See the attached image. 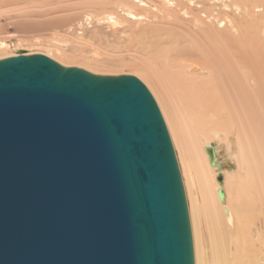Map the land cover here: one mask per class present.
<instances>
[{"label":"water","instance_id":"1","mask_svg":"<svg viewBox=\"0 0 264 264\" xmlns=\"http://www.w3.org/2000/svg\"><path fill=\"white\" fill-rule=\"evenodd\" d=\"M0 264H194L172 143L136 77L0 60Z\"/></svg>","mask_w":264,"mask_h":264},{"label":"rangeland","instance_id":"2","mask_svg":"<svg viewBox=\"0 0 264 264\" xmlns=\"http://www.w3.org/2000/svg\"><path fill=\"white\" fill-rule=\"evenodd\" d=\"M252 1L253 0H0V60L16 56L19 53L27 55L41 54L53 61L56 60L58 64L64 67H76L86 70L89 73H92L91 71H93L92 74L95 75H130L139 77V75H143V73H141V68H145L146 65L157 63L159 69H165L166 67L164 65H160V61H165L166 59L172 61L178 60L176 65H178L179 60L181 59H185L186 61V58L189 59L188 61H198L201 59V56L205 57L203 52L207 44L212 43L211 48L215 45L216 38L226 47L233 46L236 43V40H240L239 42L242 44L241 39L244 38L245 40L243 43L245 41L247 43L246 46L245 43L243 46L247 48L248 46L257 47L258 49V64H262V66L259 65V68L261 67L263 70L259 69L261 79L262 77L264 78V59H262L264 58V12L262 11L264 8V0H254L253 5L256 6L254 9H252ZM257 1L258 3H255ZM226 2H228V5ZM138 3L140 5H138ZM187 5L190 6L188 7ZM149 7L152 8L150 9ZM239 8L241 9L239 10ZM183 9L186 14L183 13ZM186 10L189 11L187 12ZM244 10H246V12ZM202 13L205 14L204 17L207 16V20H205L206 24L204 22L202 26L198 27L197 25L193 28L191 26H194L193 18H195L196 15L202 16ZM192 14L195 15L192 16ZM178 15L180 17L183 16V19ZM186 16L189 17L187 18ZM198 16L196 17L199 18ZM121 17L123 18L121 19ZM126 17L129 20H132L129 21ZM190 17L193 18L191 19ZM218 19L225 22V30H219L218 26L223 25L224 22L223 24L221 23L218 25ZM232 19L236 21L234 22ZM114 20L117 21L113 22ZM201 20L202 19H200V21ZM208 20L210 26H207ZM207 27H210V29H206ZM234 30L238 32L235 33L236 36L234 35ZM249 34L251 36H249ZM173 36L174 38H172ZM202 40H206L207 43ZM199 41H202V43ZM232 41H234L233 45L230 44ZM174 43L177 44L174 45ZM217 43L214 50L218 49L219 51L222 47H219V45L221 46L220 42ZM176 47L179 48V50L181 49L180 51H183L180 53L181 55H177L180 51H178ZM202 47L205 48L203 49ZM208 47L210 48L209 45L207 48ZM259 47L263 49V52H261L262 49L260 50ZM207 48L206 50H211V48ZM175 49L178 52H176ZM162 51L164 52L162 53ZM198 52L202 53L200 54ZM178 56H180V59H178ZM185 56L187 57L185 58ZM152 57L155 60H153ZM202 60L204 61V58H202L201 61ZM155 61L156 63H154ZM134 67L136 69L138 67V69L136 70ZM135 71L138 72L139 75ZM232 78L234 79V76ZM238 78L239 81H236ZM219 79L217 78L216 81L219 82L217 83V87H219L220 90L222 89V93H224L223 87L225 88V86L228 85L226 82L230 83L233 79L232 81H230L231 79L226 81L227 79L224 78L222 80L224 85H222L221 78ZM194 80L192 81L195 82V85L198 84V81L199 84L205 81L200 78ZM236 80H234L235 82L233 81L232 85L236 84L235 86H237V89L235 88V90L239 92L238 94L235 93V90L233 92L239 99L241 96L243 97L242 94L239 95L241 91L239 90V86H243V88L241 87L240 89L244 91L247 87V82L243 78L244 82L240 76L237 77ZM247 85L249 86V84ZM245 91L247 95L244 96H249L248 93H251L250 87H247ZM232 93L231 95L234 97L232 99L238 102V99L233 95L234 93ZM242 97L240 99H242ZM237 102L235 103L238 105L239 102ZM218 114H220V112H218ZM227 115L229 116L230 114H220L223 118L219 115L217 116V120L222 121L225 118V122H223L224 120L221 123L217 121L215 122V125L208 122L205 126L208 128L205 131L209 136H211L209 131L213 130L232 132L234 137L238 134L242 137L243 152L238 156L236 166L230 161L226 159L224 160V162L226 161L225 167L229 169L227 184L233 192H231L233 197L236 196L237 190V197L242 194V196L245 197V207L247 209L251 208L250 211L254 210L252 213H257V215H255L257 217L254 216L255 219L252 217V213L249 212L250 218L248 222L250 226L256 228L255 231H257L258 244L255 242V237H253L251 233L252 244L260 246L261 252L256 248H252L251 252L248 253L251 259L248 264H264V244H262L261 239L264 238V230H262V217H259L260 212L263 214L264 207H261L259 191L255 188L252 189L250 180L247 187L248 182L246 178V167H251L255 163L259 170H262L260 169L261 164L264 168V159H262V161L260 160L262 157L264 158V143L257 146L256 134L253 131L247 132L248 140L245 138L246 129H249V124H251V122L249 120H244L246 116L244 115V117H241L243 114L240 116L238 114H233V116H239L237 117L238 122L239 118L242 119L243 130L245 128L244 138L241 131L242 125L240 124V129L237 125L240 122L238 123L237 120L233 121V119H236L235 116L232 117V121L235 125L233 126L234 128L232 127L233 129L229 126L228 128L223 126L227 124ZM255 115L256 116L252 115V118L259 117L257 119H259L260 126H264L263 114L258 113ZM246 121L249 123L247 122L248 124H244ZM235 122H237V124ZM218 123H220V125H218ZM244 125L249 126L246 128ZM229 128L231 130H229ZM260 129V132L264 133V130L262 131L264 128L261 127ZM263 133L261 135L262 137H264ZM262 142H264V140H262ZM178 169L186 199V188L183 175L180 167H178ZM260 184L261 182L258 183L257 186L260 187ZM237 188L240 189V191ZM232 258L233 254H227L226 259L228 262H234Z\"/></svg>","mask_w":264,"mask_h":264},{"label":"bare ground","instance_id":"3","mask_svg":"<svg viewBox=\"0 0 264 264\" xmlns=\"http://www.w3.org/2000/svg\"><path fill=\"white\" fill-rule=\"evenodd\" d=\"M253 1H252V5L254 3ZM258 1L255 3H258ZM139 3L138 5H140ZM226 3L228 5V2ZM187 6L189 7L190 5ZM255 7L256 6L253 5L252 9H254ZM240 9L241 8H239V10ZM186 11L188 12L189 10ZM244 11L246 12V10ZM262 11L264 12V8ZM183 13H185V11ZM202 14H203L202 16H198V15L196 16H198L202 20L204 19L203 21L202 20L200 21V19L197 18L196 16L195 18L190 17L191 19L193 18L194 26L191 25L193 28L196 27L197 25L198 27L202 26L205 20H207V16L204 17L205 14L204 13ZM193 15L195 14H192V16ZM182 17L183 16H181L180 18ZM186 17L188 18L189 16ZM122 18L123 17H121V19ZM233 19L232 21H234ZM131 20L132 19H130L129 21ZM115 21L117 20H114L113 22ZM223 22L224 21H222L221 19L217 20L218 25L221 23L223 24ZM208 23L207 26H210V23L209 24ZM234 25L236 26L235 23ZM225 26L226 24L224 22L223 25L218 26L219 30L220 31L225 30ZM208 28L210 29V27H207L206 29ZM235 33L238 32L234 30V35ZM249 36L251 35L249 34ZM172 38H174V36ZM216 39H215L216 43L220 42L221 44V46L219 45V47H222L220 49L226 47L222 45L221 41H218L219 39L217 40ZM241 40H242V44H240L239 42L240 40L239 41L236 40L235 44L233 43L234 41H232V43L230 42L229 43L232 45L234 44L233 46L226 47L223 50L219 49V51L218 49L214 50L216 43L214 46H212L213 48L212 49L211 48L212 43L208 42L210 44H207V46L209 45L211 50H206L207 46L205 45L206 48L205 47L204 48L206 51L204 50L203 52L205 57L202 56L200 57L201 59L204 58V61L203 60L201 61V59L199 60L197 59L200 62L195 60L188 61L189 59L186 58L188 56L187 55L185 56L186 61L185 59H181L179 60L178 65H176V62L178 61L177 59H176L177 61L166 59L165 61H160L161 63L160 65H164L166 67L165 69H159L155 61L154 63L156 64H150L152 63L150 62L149 63L150 65L145 64L146 65L145 68H141L142 69L141 73H143V75H139V73L135 71L139 75V77L136 78L141 82H143V84L148 88V90L150 91V93L154 98V101L160 111L166 129L168 131L170 140L172 142L175 151L174 154L176 156L175 158L177 160L176 162L178 163V167H180L181 173L183 175L184 185L186 188L185 189L186 191L185 200H187L186 207L188 206L187 213L189 210V216H188V218L190 217L189 226L191 232V240L193 241L192 248H193L194 264H248L251 261L248 253L251 252L252 248H256L261 252V247L255 246L254 244H252L251 241V233H252V236L255 237V242L258 244V237L256 234L257 231H255L256 228L250 226L248 222L250 218L249 212L252 213L254 210L250 211L251 208L247 209L245 207L246 204L245 197L242 196L243 194L237 197V190H236V196L233 197L232 195L233 192L232 190H230V187H228L229 185L227 184V180L229 178L228 175L229 169L225 167L226 161L224 162V160L226 159L231 163L235 164L236 166L237 158L243 152L242 149L243 143L241 140L242 137H240L239 134L234 137L232 135L233 134L232 132L213 131V130L209 131V133H211V136H209L205 131L208 128L205 127L208 122H211L215 125V122L218 121L221 123L225 119L224 118L222 121L217 120V116L218 115L220 116V114H230L229 116L227 115L229 119V120L227 119V124L226 125H223L224 123L221 124L223 126H226L227 128L228 126L230 128L235 126L233 121H236L238 119L237 117L243 114V116L241 117H244L245 115L247 119L245 118L244 120H249L251 122V124H249L250 125L249 129H246V133L244 132L245 128L243 130L242 119L239 118L240 123L237 120L239 124L235 122L240 127V129L242 125L241 131L243 138L245 133L246 135L245 138L248 140L247 132L253 131L256 134L257 146L260 145L261 143L262 144L264 143L262 142V140H264V137L261 136L263 132L262 133L260 132L261 131L260 128L261 127L264 128V126L262 125L260 126L259 119H257L259 117L252 118V115L256 116L255 114L261 113L263 114V119H264V78L261 75L262 78L260 79L259 69H261V67L259 68L260 65L258 64L259 59H257L258 49L257 47H249L248 46L249 44L247 45L248 48L245 47L247 43L246 41L244 42L245 46H243L244 45L243 41L245 39L242 38ZM202 41L199 42L202 43ZM203 42L207 43L206 40ZM176 44L177 43H174V45ZM227 46H228V42H227ZM210 48L208 47L207 49ZM176 49L178 51L181 50V49L179 50V48L177 47ZM176 49L175 51L178 52ZM259 49L261 50L262 48L259 47ZM163 52L164 51H162V53ZM181 52L183 51H180L179 54L177 53V55H181L180 54ZM261 52H263V49L261 50ZM178 57H179L178 59H180V56ZM153 60L155 59L153 58ZM260 66H262V64ZM91 72L93 73V71ZM232 75L234 76V79L232 78L233 77ZM236 76L237 77L240 76L242 80L244 78L247 84H249V86L246 84L247 87H250L251 93H248L249 96L246 97L244 96L247 95L245 93L247 87L243 91L242 89H240L241 87L243 88V86H239L240 87L239 90H241L239 95L241 94L243 95V97L241 96L242 99H240L241 97L238 99V97L236 96L235 93L238 94L239 91L237 92L235 90V88L237 89V86H235L236 84L232 85L233 81L237 79ZM199 78L204 79L205 81L201 80L203 81L201 82V84H199L198 81V84L196 83L197 85H195V82H193L192 80ZM217 78L218 79L221 78V81L224 78L227 79L226 81H229L230 79H231L230 81H232L233 79V81L230 83L226 82V84L228 85L225 86V88L222 86L224 89V93H222V89L220 90L219 87H217V83H219L216 82ZM236 81H239V78ZM222 85H224V83ZM234 90L236 91L235 93L233 92ZM231 93L235 95L236 98L238 99L239 102L238 105L235 103L237 101L232 99L234 97H232ZM218 112H220V114H218ZM233 114H238L239 116L234 115L236 119H233L232 118L234 117ZM225 120L223 122H225ZM247 122L248 121H246V123L244 122V124L249 123ZM220 123H218V125H220ZM248 126L244 125V127L246 128H248ZM230 128L229 130H231ZM263 130L264 129H262V131ZM211 143L215 147L216 160L218 163L221 164L220 172L223 175L222 188L225 194L224 204H221L219 202L216 195V190L219 187L216 182L217 170L214 167H210V165L208 164L206 154L203 149L204 147L208 146ZM262 159L264 158L262 157L260 160L262 161ZM246 168H247L246 170L247 175L246 174L245 175L248 182L247 187L249 185V180H250L252 189L255 188L259 191L261 207L262 206L264 207L263 165L262 164L260 165V169L262 170H259L258 166L255 163L251 167L248 166ZM215 182L217 185L215 184ZM260 182H261L260 187H258L257 184ZM238 190L240 191V189ZM255 215H257V213L256 214L255 212L252 213V217H254ZM260 216L262 217V228H263L262 230H264V212L263 214H261L260 212L259 217ZM261 239H262V244H264V238ZM230 253L233 254L232 259L234 260V262L231 263L228 262L226 259L227 254Z\"/></svg>","mask_w":264,"mask_h":264}]
</instances>
